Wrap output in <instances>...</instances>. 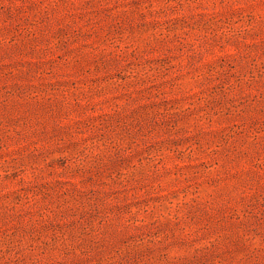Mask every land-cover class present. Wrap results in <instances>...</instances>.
Wrapping results in <instances>:
<instances>
[{
  "label": "rangeland",
  "instance_id": "374dc122",
  "mask_svg": "<svg viewBox=\"0 0 264 264\" xmlns=\"http://www.w3.org/2000/svg\"><path fill=\"white\" fill-rule=\"evenodd\" d=\"M0 264H264V0H0Z\"/></svg>",
  "mask_w": 264,
  "mask_h": 264
}]
</instances>
